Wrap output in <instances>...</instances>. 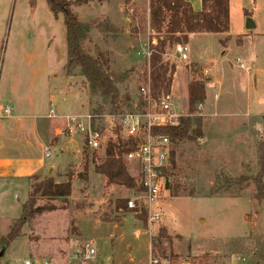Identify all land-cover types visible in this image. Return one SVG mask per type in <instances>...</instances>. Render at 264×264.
<instances>
[{"label": "rangeland", "instance_id": "1", "mask_svg": "<svg viewBox=\"0 0 264 264\" xmlns=\"http://www.w3.org/2000/svg\"><path fill=\"white\" fill-rule=\"evenodd\" d=\"M149 1L105 0L71 8L80 22L92 24L85 51L120 79V100L127 96L137 109L142 100L139 90L149 75L141 51L148 41L157 43L148 25ZM247 19L253 21L254 29L245 28ZM103 21L117 34L100 31L97 25ZM186 45V61L179 60L174 49L163 55V61L175 66L168 92L186 110L190 84H199L203 109L195 117L202 118L203 128L195 141L172 146L174 167L169 157L165 169L170 192L159 202V224L150 227L138 209H116V201L133 200L139 193L108 185L105 177L94 172V153L96 162H102L109 140L131 139L118 120L106 118L110 113L104 111L97 114L103 137L99 148H84L81 135L59 134L53 145L71 138L69 144L45 152L48 172L29 177L28 192L25 185L5 187L0 238L21 216L35 184L46 178L60 184L72 177L66 204L45 198L36 203L64 209L35 216L16 240L9 245L0 242V250L5 246L0 264H22L25 259L32 264L43 260L65 264L71 250L85 243L94 245L96 264H149L151 257L168 258L171 264H264V200L256 199L250 180L258 172L256 145L264 138V0H229L228 33L193 34ZM66 63L64 13L54 15L48 0H0V82L16 78L21 83L22 97L11 100L17 107L27 114L38 110L42 116L50 109L55 115L92 114L96 104L80 68L68 77ZM194 66L200 69L196 74ZM123 110L127 111L125 106ZM30 118L28 122L33 121ZM14 141L21 142L15 138L10 143ZM124 164L137 180V165L125 157ZM24 167L15 161L3 171L10 175L22 168L23 173ZM224 177L247 180L225 189ZM163 228L170 238L163 244L167 257L152 252L154 238Z\"/></svg>", "mask_w": 264, "mask_h": 264}, {"label": "trees", "instance_id": "2", "mask_svg": "<svg viewBox=\"0 0 264 264\" xmlns=\"http://www.w3.org/2000/svg\"><path fill=\"white\" fill-rule=\"evenodd\" d=\"M103 2L105 0H78L76 2H59L48 0V5L54 15L64 13L65 39L67 63L66 76H72L76 67L80 68L84 77L91 100L96 106L92 114H102L107 111L110 114L121 115L141 110L142 100L139 108L129 104L126 96L120 100L117 83L120 79L104 70L98 58L89 55L84 49V43L88 40L92 24L80 22L72 13L73 5L88 4V2ZM149 26L154 32L157 43L153 46V53L150 60L151 89L154 94L167 93L170 90L175 66L163 61V55L167 49H174L177 44H187L190 34L215 33L224 34L229 31V0H201V11L194 12L189 3L185 0H150L149 1ZM97 28L109 34H117L116 28L107 21L98 24ZM193 73L200 69L195 66ZM200 86L196 87L199 88ZM198 91V90H197ZM123 106L127 111L123 110ZM203 121L200 117L180 118L177 126L154 128L152 135H161L169 138L172 146L184 141H195L201 137ZM121 129V128H120ZM136 147V141L127 139L123 141L119 136L115 140H109L105 148V156L102 162H96V155L93 154L91 162L94 164V172L106 178L108 185H119L135 192H141L138 179L132 178L125 167L124 157ZM84 148H88L85 144ZM174 150L170 152V167H174ZM256 157L258 172L250 180L256 187V199L264 200V138L256 145ZM87 163V162H86ZM97 163V164H96ZM168 170V169H167ZM164 171L165 174L168 172ZM71 176L65 183L57 184L52 178H46L34 185L28 194V199L22 206L21 216L13 223L11 231L5 238H0L2 244L9 245L21 236L23 227L35 216L44 213H51L64 209V206L57 207L52 203H45L36 206L38 198L48 200L60 199L67 203L71 195ZM247 178L229 179L224 177L223 188L229 189L232 186L243 185ZM176 196V195H174ZM128 200L116 201V209L131 211L128 208ZM141 216L147 220V212L141 210ZM170 238L166 230L160 229L154 238V255L167 257L163 244L169 242ZM171 257V255L169 254Z\"/></svg>", "mask_w": 264, "mask_h": 264}, {"label": "built area", "instance_id": "3", "mask_svg": "<svg viewBox=\"0 0 264 264\" xmlns=\"http://www.w3.org/2000/svg\"><path fill=\"white\" fill-rule=\"evenodd\" d=\"M155 45V41H148L141 51L142 58L147 63L149 74L145 84L139 90L142 97V109L121 115L109 114L106 116V118L117 119L123 132L131 139H136L135 149L125 155V159L137 165V179L142 190L137 198L129 200L127 205L129 209L134 211L136 209L139 211L145 210L147 212V223L150 227L158 225L161 221V212L158 205L160 200L168 196L170 192L169 180L164 171L168 167L172 150L169 138L152 135V130L154 128L177 126L180 118L198 116L202 114L203 109L201 103L203 96L196 90L199 84H190L186 110L177 106L172 93H153L150 80V60L153 53L152 48ZM187 51L186 44H177L174 47V54L182 61L188 59ZM11 115V107L0 106V116L10 117ZM49 117L56 118L52 109L49 111ZM98 117V115L88 113L63 116L60 118L63 125L60 134L66 136L81 135L84 144L95 150L101 146L103 138L98 129ZM141 136L145 137V142H138L137 139ZM96 253L93 244L85 243L82 246H76L66 258L65 264H96ZM22 264H32V262L25 259ZM41 264L52 263L49 260H43ZM149 264H171V262L168 258L151 257Z\"/></svg>", "mask_w": 264, "mask_h": 264}, {"label": "crops", "instance_id": "4", "mask_svg": "<svg viewBox=\"0 0 264 264\" xmlns=\"http://www.w3.org/2000/svg\"><path fill=\"white\" fill-rule=\"evenodd\" d=\"M185 1L189 3L194 12L201 11V0ZM147 17L149 21V15ZM150 31L154 34L151 29ZM192 35L190 34L189 37ZM19 85L21 83L16 78H10L7 82H0V102L5 103L0 104V106H9L12 108V113H14L10 117L0 116V202L3 201L2 197L5 194L4 190L7 185H18L15 187H24L25 185L28 192V178L48 172L44 163L45 152L52 146L66 148L65 145L69 144L71 140V138H67L68 141L61 139L56 145L51 142L55 136L60 134L62 125L60 127H57V125L59 126V123L62 122L60 118L66 115H55L53 113L56 118H51L49 114L46 116L39 115L38 110L33 114H27V111L17 107L16 103L11 101L22 97V95H19ZM31 116L33 121L28 122L27 120ZM15 138H18L21 142L14 141L10 143V140ZM21 145L23 149H21ZM14 157H18L15 160L16 163L23 164V166L25 164L23 169L26 170H23L22 173L21 168L16 173L11 171L10 175H5L3 170L8 168L11 162H15ZM23 181H25V184Z\"/></svg>", "mask_w": 264, "mask_h": 264}, {"label": "water", "instance_id": "5", "mask_svg": "<svg viewBox=\"0 0 264 264\" xmlns=\"http://www.w3.org/2000/svg\"><path fill=\"white\" fill-rule=\"evenodd\" d=\"M245 28L247 30H251V29H254L255 28V24L253 23V21L251 19H247L246 20ZM4 251H5V246H2L1 247V250H0V257L3 256Z\"/></svg>", "mask_w": 264, "mask_h": 264}]
</instances>
